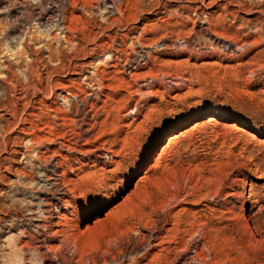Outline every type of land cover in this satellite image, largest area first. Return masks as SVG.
I'll return each instance as SVG.
<instances>
[{"label":"rangeland","instance_id":"rangeland-1","mask_svg":"<svg viewBox=\"0 0 264 264\" xmlns=\"http://www.w3.org/2000/svg\"><path fill=\"white\" fill-rule=\"evenodd\" d=\"M112 1L0 0V264H264V0Z\"/></svg>","mask_w":264,"mask_h":264},{"label":"bare ground","instance_id":"bare-ground-1","mask_svg":"<svg viewBox=\"0 0 264 264\" xmlns=\"http://www.w3.org/2000/svg\"><path fill=\"white\" fill-rule=\"evenodd\" d=\"M121 1V3H120V5L122 4V2H123V0H120ZM111 2L113 3V1L111 0ZM46 6V5H45ZM119 8V7H118ZM119 11V9H116L115 8V11ZM57 12L54 10V8H52V7H47V8H44L43 9V11H41V13H39L38 14V16H37V18H36V20L35 21H37L39 24H41V25H44V27L46 26L47 27V25L48 24H50L49 22H51V21H53L54 19V17L56 16L55 14H56ZM111 14V13H110ZM53 19V20H52ZM42 27V26H41ZM58 27V26H57ZM66 30H68L67 28H65ZM234 47V46H233ZM143 55H146V53L145 54H143ZM147 56V55H146ZM145 56V57H146ZM148 57V56H147ZM141 58H142V56H141ZM143 61H145V59L143 60ZM142 61V62H143ZM145 63V62H144ZM146 64V63H145ZM24 96H23V93H19L18 94V96L17 97H14L13 98V101H10V100H8L7 98H6V100H5V102H4V104L2 105V107H4V108H8V107H12L11 109V111H12V116H10V117H18V125H20V130H21V132H23L24 131V127L22 126V119H21V113H22V109H23V103H24V98H23ZM11 104V105H10ZM134 112L135 111H132L131 112V114H134ZM6 115V114H5ZM9 115V114H8ZM7 115V116H8ZM9 128V122H7V124H5V126H4V130H6V129H8ZM30 128V127H29ZM172 138H170L169 140H171ZM168 140V141H169ZM149 150L151 149V148H148ZM147 149V150H148ZM147 150L144 152V154H143V157H141L142 159L140 160V164L144 161V158H146V155L148 154L147 153ZM72 151V150H71ZM102 156L103 155H100V154H98V156H95V157H98V158H102ZM103 158H104V156H103ZM107 159V158H106ZM57 176L56 175H52V177H49L48 179H47V181L51 184V186L52 185H54V187L56 186V185H59V184H57ZM49 184V185H50ZM59 187V186H58ZM61 192V191H60ZM58 195V198H57V201L59 202V201H61L62 200V197L65 195V193L63 192V193H60V194H57ZM244 200V199H243ZM43 201V200H42ZM64 203V202H63ZM240 203V202H239ZM55 205V204H54ZM56 206V205H55ZM43 207H44V205H43ZM62 207V206H61ZM61 207H55L54 208V210H56V211H54L53 213H50L51 215H50V217L53 219V220H58L57 221V223H55V227H56V225H57V227H58V225L60 226L61 224L60 223H62V221L64 220V213H65V211H67L66 209V206H64V208H61ZM239 207H241V206H239ZM41 211V210H40ZM53 211V210H52ZM238 211V210H237ZM240 211V210H239ZM43 212V211H42ZM47 212H48V210H47ZM41 213V212H40ZM49 214V213H48ZM46 215V214H45ZM66 216V215H65ZM43 217V216H42ZM45 219V218H44ZM47 221V220H46ZM54 222V221H53ZM56 222V221H55ZM50 223V222H49ZM53 225V224H52ZM47 229V228H46ZM158 232V231H157ZM43 248V247H42ZM41 248V249H42ZM43 250L44 251H47L46 250V248L44 249L43 248ZM48 252V251H47Z\"/></svg>","mask_w":264,"mask_h":264}]
</instances>
